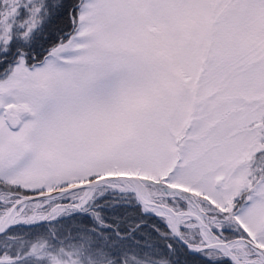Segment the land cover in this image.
Segmentation results:
<instances>
[{
  "label": "snow or ice",
  "instance_id": "snow-or-ice-1",
  "mask_svg": "<svg viewBox=\"0 0 264 264\" xmlns=\"http://www.w3.org/2000/svg\"><path fill=\"white\" fill-rule=\"evenodd\" d=\"M0 264H264V0H0Z\"/></svg>",
  "mask_w": 264,
  "mask_h": 264
},
{
  "label": "trees",
  "instance_id": "trees-1",
  "mask_svg": "<svg viewBox=\"0 0 264 264\" xmlns=\"http://www.w3.org/2000/svg\"><path fill=\"white\" fill-rule=\"evenodd\" d=\"M158 219V218H157ZM162 226V225H161Z\"/></svg>",
  "mask_w": 264,
  "mask_h": 264
}]
</instances>
